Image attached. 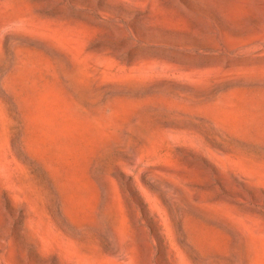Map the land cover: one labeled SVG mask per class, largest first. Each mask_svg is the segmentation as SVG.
<instances>
[{"label":"rangeland","instance_id":"obj_1","mask_svg":"<svg viewBox=\"0 0 264 264\" xmlns=\"http://www.w3.org/2000/svg\"><path fill=\"white\" fill-rule=\"evenodd\" d=\"M0 264H264V0H0Z\"/></svg>","mask_w":264,"mask_h":264}]
</instances>
